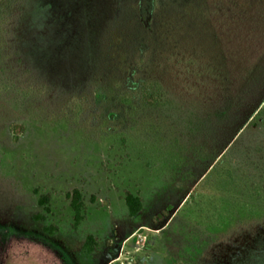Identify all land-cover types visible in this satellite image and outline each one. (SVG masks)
<instances>
[{
	"label": "rangeland",
	"instance_id": "1",
	"mask_svg": "<svg viewBox=\"0 0 264 264\" xmlns=\"http://www.w3.org/2000/svg\"><path fill=\"white\" fill-rule=\"evenodd\" d=\"M1 1L0 264H264V0Z\"/></svg>",
	"mask_w": 264,
	"mask_h": 264
},
{
	"label": "trees",
	"instance_id": "2",
	"mask_svg": "<svg viewBox=\"0 0 264 264\" xmlns=\"http://www.w3.org/2000/svg\"><path fill=\"white\" fill-rule=\"evenodd\" d=\"M67 196L71 201V208L74 212V224L75 226H79L87 219V209L83 196L79 190H74L71 194H68ZM48 202H49L48 196L41 197L39 200V204L41 206L47 205ZM125 202L128 208L129 216L131 218L137 217L142 212L143 200L139 196H135L131 193H128L125 198ZM45 230L46 232L49 233L52 231L51 229H45ZM97 247H98V242L96 241V239L93 236H88L83 247L85 253L91 255L94 252H96Z\"/></svg>",
	"mask_w": 264,
	"mask_h": 264
}]
</instances>
